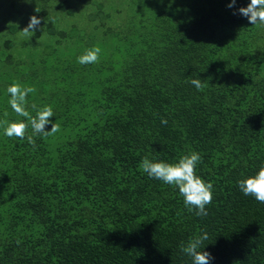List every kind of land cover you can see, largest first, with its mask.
<instances>
[{
    "label": "trees",
    "instance_id": "obj_1",
    "mask_svg": "<svg viewBox=\"0 0 264 264\" xmlns=\"http://www.w3.org/2000/svg\"><path fill=\"white\" fill-rule=\"evenodd\" d=\"M150 1L119 27L96 12L89 26L72 24L67 41L47 30L65 42L41 62L0 45V119H23L6 92L18 80L37 89L29 111L50 104L61 126L35 149L0 128V264H191L180 246L201 230L211 264H264V204L237 186L264 164V26L238 14L250 0ZM29 2L38 17L51 4ZM90 2L55 7L67 17ZM94 45L99 63L79 64ZM191 151L214 185L205 217L139 167L145 156L175 162Z\"/></svg>",
    "mask_w": 264,
    "mask_h": 264
},
{
    "label": "clouds",
    "instance_id": "obj_2",
    "mask_svg": "<svg viewBox=\"0 0 264 264\" xmlns=\"http://www.w3.org/2000/svg\"><path fill=\"white\" fill-rule=\"evenodd\" d=\"M235 3L236 0H231L228 7H234ZM34 12L39 13L40 11L34 9ZM238 14L245 17L251 25L264 26V0H250L246 7L238 9ZM42 19L45 24V18H38L36 15L30 16L28 24L19 30L20 35L29 40L37 30L41 31ZM47 22H53L52 18H49ZM101 51L102 49L98 45L87 48L77 57V62L81 65L99 63ZM189 82L198 91L204 88L201 78H193ZM36 91L34 86H26L18 80H13L6 89L9 96L8 104L12 111L23 119L9 120L6 118L7 112L3 114L5 118L0 119V128L3 129L4 136L21 141L26 140L33 149L36 147V137L52 136L61 130L60 124L54 123L52 120L55 115L52 105L33 103L30 106L31 111H29L28 96ZM167 123V119L161 118L162 125H167ZM201 161V154L191 151L181 155L175 162L145 156L141 159L139 167L149 178L178 189L188 212H194L198 217H205L208 215L207 207L213 201L214 185L197 174V167ZM237 186L243 195L253 197L259 203L264 204V164L254 174L237 181ZM208 239V232L201 230L199 235L193 236L182 244L180 251L191 259V264H211L214 257L210 252L204 250L205 241Z\"/></svg>",
    "mask_w": 264,
    "mask_h": 264
},
{
    "label": "rangeland",
    "instance_id": "obj_3",
    "mask_svg": "<svg viewBox=\"0 0 264 264\" xmlns=\"http://www.w3.org/2000/svg\"><path fill=\"white\" fill-rule=\"evenodd\" d=\"M12 1L17 3V5H15L17 10H13L14 13L8 12L9 10H12L10 7ZM50 1L51 4L47 6V8H43L46 12L39 14L45 16H37L38 18H45L46 21L44 24V20H41V38L38 40L28 41L27 38L20 35L19 30L28 24L30 16L37 15L38 13H35L34 11L30 12L29 0H27V2H25V0H0V45H2L4 41H10L14 46L6 53L10 54L14 58H17L18 56L22 57L24 55L29 58L28 60L32 58L36 62H41L47 58V55L49 59L50 53L53 52L52 50L57 48L60 49L61 45L65 41L69 40L70 37H73L74 34L72 32V24H75L76 22H83L80 26H83L84 24L89 26L91 22L90 19L94 17V13L107 12L110 16V22L106 19V21L110 23L109 26H112L113 28L117 26L119 27L120 25L122 26L125 24L128 17L146 14L148 12L149 4L152 3L150 0H91L89 4L79 8L80 11H78L75 15L66 17L63 16L61 12L56 10L55 6L57 4V0ZM36 6L41 9L43 4L37 2ZM118 11H120L119 15ZM88 13L92 15H88ZM49 18H52L53 22L48 23L47 21ZM60 18L64 19L63 22L60 21ZM102 22L104 24H108L104 21ZM10 25H13L15 28V31L12 33L9 32ZM80 26H78V28H81ZM47 30H53V32L62 30L66 33L65 41L62 44H58L53 40L51 36L52 33L50 35L46 34ZM83 30H85V33L89 32L84 28L81 31ZM23 41L28 42L25 47H21Z\"/></svg>",
    "mask_w": 264,
    "mask_h": 264
}]
</instances>
